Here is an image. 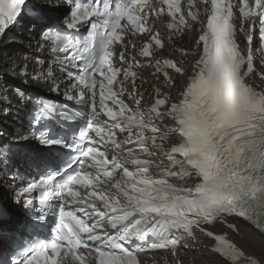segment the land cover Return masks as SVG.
<instances>
[{
    "label": "snow or ice",
    "instance_id": "snow-or-ice-1",
    "mask_svg": "<svg viewBox=\"0 0 264 264\" xmlns=\"http://www.w3.org/2000/svg\"><path fill=\"white\" fill-rule=\"evenodd\" d=\"M25 3L26 0H0V33L17 21ZM159 4L157 9L141 0H118L114 8L109 0H102V3L96 0L92 6L75 3L68 28H75L80 21L92 16L103 18L92 24L90 35L83 43L84 50L90 53L89 58L85 59L78 52L64 57L66 60L84 61L77 65V82L82 85L78 89L77 101L87 102L90 116L80 133L79 143L75 145L79 153L75 160L78 165L75 174L55 185L50 175L41 181V186L45 189L44 201L49 199L50 191L56 195L55 188L65 206L71 203L78 207L66 211L62 206L56 236L50 245L41 244L39 251L29 250L33 253L31 258L25 253L18 264H40L37 257L43 255L48 247L56 256L62 250L65 255L72 252L75 259L83 264L85 257L75 254L81 246L89 249V255H94L96 264H138L137 251L174 247L179 242L174 230L191 231L193 226L211 224L217 218L233 215L252 221L264 234V90H257L248 83L247 77L254 72L253 60L251 55H242L236 36L238 29L233 23L234 7L239 8L244 18L258 17L259 33L264 41V0H254L253 4L249 0H241L240 5L232 0H210L207 30L195 42L202 49V54L198 52L199 58L191 73L186 74L190 79L182 91V99L169 104L166 98H157L151 109L157 117L171 116L175 121L173 131L178 135L175 146L166 153L169 165L166 168L163 162L156 165L161 168L159 177L154 178L149 172L153 162L140 159L132 149L127 150L125 160L114 155L109 161L106 157L109 143L119 148L114 139V129L131 135L132 129L138 128L136 140L143 144L144 131L150 127L140 108L133 111L120 99V92L113 90L114 84L135 76L126 69L123 79H117L121 70L110 62L117 55L114 45L122 39L121 34L125 31L143 33L149 30L146 7L159 16L164 11L163 5H167V13L173 18L168 24L170 29L188 23L181 13L180 0H159ZM188 4L191 8L192 0H188ZM187 15L191 21L197 20L194 11ZM121 21L126 23L122 25ZM252 30L255 31L254 26ZM42 36L57 46L53 51L67 53L70 47L78 48L81 44L80 41L73 42L67 35L42 33ZM152 41L155 46H161L159 35H152L141 49V56L154 55ZM252 41L253 36L247 35V42L251 44ZM118 55L120 60L126 59L124 52ZM165 69H174L178 74L183 72L182 66L172 59H157L156 72H163L167 77ZM67 75L73 77L74 74L68 72ZM109 101L112 106H109ZM135 103L139 106L140 100H135ZM38 111L37 125L45 112L51 115L55 109L43 105ZM101 114L108 119L101 120ZM150 131L155 143L160 129L151 126ZM159 138L164 139L163 136ZM40 141L46 145L61 143L60 140L46 138L43 133ZM85 142L92 146L85 147ZM98 146H103V150ZM129 161L135 166L134 170L125 167ZM177 167L179 173L173 171ZM121 168L122 177L113 183L114 173ZM183 174H194L202 179L185 189L169 183V177ZM77 184L87 190L85 195L73 190L72 186ZM36 188L37 184L32 183L23 192L31 193ZM65 188L70 201L63 195ZM97 201L102 202L106 211L96 206ZM89 207L92 209L89 217H96L91 225L76 215L77 211L83 213ZM106 225L116 230L115 235L109 231H103V234L98 231L105 229ZM207 235L212 236L213 233L208 232ZM217 240V251L229 259L239 261V264H256L223 237H217ZM134 243L135 248L131 247ZM50 264H58L57 259L51 258Z\"/></svg>",
    "mask_w": 264,
    "mask_h": 264
},
{
    "label": "bare ground",
    "instance_id": "bare-ground-1",
    "mask_svg": "<svg viewBox=\"0 0 264 264\" xmlns=\"http://www.w3.org/2000/svg\"><path fill=\"white\" fill-rule=\"evenodd\" d=\"M34 2V0H29V5H31ZM36 2V1H35ZM55 7L52 8L48 4V0H39L38 6H41L45 9L52 10L65 13L69 7H67L64 3H60L59 1L55 2ZM63 4V5H62ZM162 35L164 36L166 40V49L169 50L170 53H177L180 43L186 44V42L189 40V35L185 34L182 36L181 40H177L172 38L168 32H164L163 30L160 31ZM37 34V30L35 28L30 29L27 32H24L20 34L22 38H25V40H18L16 38L9 39L5 42L0 43V75L2 74H9L13 79L20 80V81H31L32 78L26 76L22 77L20 75V68H22L25 64L28 66V70H36V62L34 60V57L36 55H33L32 46L34 45V40H32L31 34ZM119 52H124L126 59L124 61H132L134 59L133 53L130 49H128L127 45H120L118 52H117V61L120 63L123 60L119 59ZM7 53V54H6ZM35 54V53H34ZM4 58V59H3ZM192 58V56H191ZM20 65V68L18 66ZM127 66L132 67L134 69H138L140 73L150 78V69L149 68H143L141 64H138L136 62H127ZM16 80L11 81V83L15 84L17 83ZM134 84H137V89L142 90L144 94H146L149 91V82H143L142 76H140ZM32 85L43 87L42 83L39 82H32ZM118 87L122 90V92L125 93L126 97L129 99V101L135 106V107H143L145 109V105L140 102V105L137 106L135 103L136 96L131 95V85H129L127 82H123L121 84H118ZM3 88L2 86V80L0 79V90ZM179 87L172 88L173 92H177ZM6 89L10 90L12 95L16 98L17 95L13 91V87L11 85H7ZM16 102V101H15ZM157 122L163 126L165 122ZM9 128V126H7ZM11 127L9 128L8 133L11 132ZM8 136V135H7ZM124 136V135H123ZM13 142V141H12ZM15 143V141H14ZM22 151H24L23 148L20 147ZM118 149L116 153H119ZM154 152V159L157 160L158 158H163L165 155V150L163 149H152ZM10 182L8 180H3L0 178V194L2 197V201L4 204L10 209L9 218L7 220H0V225L6 224V225H12L15 224L20 220L21 213L18 209V206L12 202V195L10 194L11 189L8 188L7 184ZM7 186V187H6ZM4 198H3V196ZM19 196H17L18 199ZM17 224V223H16ZM238 229L239 233L234 234L232 233V236L234 240L248 253V254H254L255 256L259 257L262 261H264V237L261 236L256 230L251 228L250 226L238 222ZM4 246V243L0 241V249H2ZM197 246V245H195ZM187 254L192 256L195 264H220L222 263L221 260L215 259L213 255H205V248L200 246L196 247L195 249H189L187 250Z\"/></svg>",
    "mask_w": 264,
    "mask_h": 264
},
{
    "label": "rangeland",
    "instance_id": "rangeland-1",
    "mask_svg": "<svg viewBox=\"0 0 264 264\" xmlns=\"http://www.w3.org/2000/svg\"><path fill=\"white\" fill-rule=\"evenodd\" d=\"M4 59V58H3Z\"/></svg>",
    "mask_w": 264,
    "mask_h": 264
}]
</instances>
